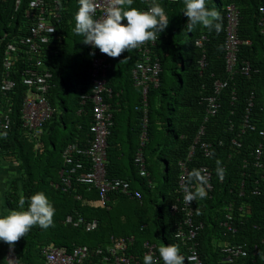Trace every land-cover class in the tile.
<instances>
[{"label": "trees", "instance_id": "16d2710c", "mask_svg": "<svg viewBox=\"0 0 264 264\" xmlns=\"http://www.w3.org/2000/svg\"><path fill=\"white\" fill-rule=\"evenodd\" d=\"M29 1L24 0L21 9L16 11V0H0V111L10 113L12 122L11 129L0 130V134L6 133L0 135V167L5 162H14L20 175V179L10 185L7 213L21 210V194L26 199V209L28 198L38 192L45 194L50 188L53 198L49 202L55 208V215L49 228L33 226L15 243L17 263L40 264L42 248L52 242L72 250L78 245L95 248L110 244L113 237L122 240L133 236L135 244L129 253L142 263L148 242L156 245L158 258L161 245H177L185 264H191L188 246L176 237L184 214H174L172 207L174 204L183 206L179 163L187 159L204 125V140L215 145L213 155L206 158L198 149L189 168L193 171L202 166L210 167L215 189L210 196L199 198L194 204V221L204 225L196 239L197 249L205 264H264V158L262 168H258L253 155L263 141L259 132L264 130V0H208L206 6L221 14L219 33L209 32L200 25L189 32L186 28L188 18L183 14L184 0L176 3L159 0L169 18V26L151 48V63L159 61L161 72L158 84L149 85L147 100L143 88L135 84L133 77V70L145 60L139 49L125 51L118 58L108 57L107 87L112 90V96H107V101L112 105L114 126L109 137L107 174L109 178L129 181L142 198L132 199L115 193L105 207L99 203L97 189L77 182L68 190L61 185V172L65 168L63 149L71 144L80 149L88 148L93 139V107L89 100L84 103V98L92 93L90 69L96 49L80 43L74 31L79 0L62 1L63 19L57 24V35L63 41H52L41 53L44 64L53 73L48 98L54 110L41 136L37 137L24 126L21 113L27 94L23 76L27 70L36 69L38 59L27 53L19 55L12 70L16 88L6 95L1 90L2 60L7 43L28 33L25 12ZM150 6L145 0H134L132 5L140 11ZM231 6L239 11V37L245 42L239 53V70L233 77L226 60L228 8ZM185 37L186 43L183 42ZM202 37L207 41L199 48L196 41ZM204 55L206 66L201 68ZM246 62L253 70L249 77L240 73ZM217 81L228 82V86L217 96L218 114L205 122L206 99L216 95ZM145 103L149 118L148 140L142 147ZM248 110L249 123L257 130H246L242 134ZM233 139L242 146H233ZM38 142H42V149H37ZM141 149L149 176L142 177L135 163ZM58 150L61 155L55 159ZM217 161L226 170L223 181L216 172ZM162 165L163 170L157 169ZM160 179L162 183L158 184ZM189 181L195 183L193 178ZM231 203L234 208L229 211ZM154 208L159 214L156 209L152 214ZM231 214L234 218L229 221L227 216ZM69 215L84 216L89 222L96 220L97 230L86 232L65 225ZM227 222L233 231L225 226ZM97 235L100 239L95 241ZM225 243L243 246L248 254L229 261L228 255L222 252ZM8 246L0 242V264H9ZM159 263L163 264L160 258Z\"/></svg>", "mask_w": 264, "mask_h": 264}, {"label": "built area", "instance_id": "2783aa9c", "mask_svg": "<svg viewBox=\"0 0 264 264\" xmlns=\"http://www.w3.org/2000/svg\"><path fill=\"white\" fill-rule=\"evenodd\" d=\"M23 1L24 0H16V11L21 9ZM62 1L63 0H30L25 12V18L29 24L28 33L25 36H17L11 42L7 43L4 54L5 57L3 58V80L1 90L5 95L13 92L16 88V82L12 79V70L17 64V57L27 53L38 59L36 69L27 70L23 76V84L28 89V95L23 104L24 126L37 137L42 135L44 126L54 115V110L48 98L52 86L51 81L53 79V73L44 64L43 55L41 53L52 41H59V37L57 36V24L61 21L60 11L62 10ZM145 1L151 4V0ZM168 1L176 3L179 0ZM94 4V18L102 20L105 18V14L109 7V0H94ZM228 11L229 25L226 40V60L228 71L233 77L237 74L239 53L245 42L239 37V11L236 6L229 7ZM262 11L264 12V8ZM205 41H207L206 37L198 39L196 41V46L203 48ZM246 43L248 44L249 42ZM155 45L156 40L146 41L143 45L138 47L139 51L144 55L145 60L133 70L135 84L143 88L145 100H147L149 85L151 83L158 84V76L161 72V64L159 61L151 63V48ZM205 58L206 56L204 55L201 61V68L206 66ZM108 69V56L106 54H101L100 51L96 49V54L90 69L92 93L90 96L84 98V103L86 100H89L93 107V124L91 125L93 139L88 148L80 149L76 144H71L67 147L63 154L65 168L61 172V185L64 187V190L70 189L74 182L86 185L90 188H95L99 192V203L103 207L111 202V195L115 193L124 194L132 199L142 198L139 191L132 189L129 181L119 178H109L107 174L109 137L114 126L112 105L107 101V96H112V90L107 87ZM252 72L253 70L249 62L244 63L240 69V73L243 76L249 77ZM227 83L228 82L221 81L215 83L216 95L206 99L207 115L205 122L209 121L210 117H214L218 114L220 105L217 96L228 86ZM252 106L253 104L251 103L250 107ZM146 107L147 104L145 103V115L142 120V147L146 145L148 140L147 128L149 125V118ZM11 125L10 113L1 112L0 130L6 132L11 129ZM242 128V134H244L246 130H257L254 125L249 123V110ZM259 135L263 141L255 148L253 155L255 157L256 166L262 168L263 164L261 161L264 158V130H261ZM205 136L206 128L203 125L194 145L190 149L187 159L179 163L181 171L179 189L183 195H185L186 188L193 192L196 191V182L191 184L189 181L190 178H192V171H190L189 163L195 157L196 151L198 149L202 151L206 158H211L213 155L215 145L204 140ZM219 145L222 146L223 142ZM232 145L236 147L242 146L237 139L232 140ZM40 148H42V142L37 143V149ZM135 163L142 177L149 176L145 155L142 149L137 154ZM200 171L201 175L204 177L203 187L206 195H209L215 189L213 171L208 166H202ZM220 181H223V179H220ZM242 196L243 194H240V197ZM77 198L81 200V196ZM198 199L199 198L194 200L191 204L183 202L182 207L178 204H174L172 207V212L174 214H184L185 219L180 226H178L176 237L178 240L182 241L183 245L188 246L191 252L188 261L191 264H205L197 249L199 244L196 242L199 231L204 228L202 223L196 224L194 221V216L196 215L194 204ZM233 208V204L231 203L228 209L231 211ZM240 211L245 212V209L240 208ZM233 218L232 214L227 216L229 221H232ZM66 224L74 229H84L86 232H93L98 226L97 221L89 222L81 215H69L66 218ZM225 226L230 231H233L232 225L228 222L225 223ZM134 244V237H128L122 240H116L113 237L110 244L100 246L96 249H92L86 245L73 247L72 250L65 247L47 245L41 250L42 260L40 264H143L142 260L137 259L133 254L129 253V250ZM145 249V254L153 255L154 259L160 264L159 258L156 257V245L146 243ZM8 251L9 264H18L15 246H9ZM222 252L228 255L229 261L248 254L243 246H232L228 243L224 244Z\"/></svg>", "mask_w": 264, "mask_h": 264}, {"label": "clouds", "instance_id": "9594fccd", "mask_svg": "<svg viewBox=\"0 0 264 264\" xmlns=\"http://www.w3.org/2000/svg\"><path fill=\"white\" fill-rule=\"evenodd\" d=\"M133 3L134 0H109L105 18L97 20L94 18V0H79V10L74 16V31L84 38L85 45L91 46L93 50L98 49L101 54H106L111 58H118L125 51L136 49L146 41H155L169 26L165 8L161 6L159 0H151V6L147 11L132 7ZM207 3L208 0H184L183 14L188 18L186 28L189 32L194 31L198 25L209 32L219 33L221 31V14L215 9H209L206 6ZM92 54L95 55V51ZM27 95L28 89L26 97ZM21 113L24 123L23 107ZM0 135H6V133ZM220 164L221 162L217 161L216 172L220 179H223L226 170ZM191 177L196 182V191L185 189L184 202L186 204H191L197 198L203 199L206 196L201 171L194 169ZM27 203L28 207L25 209L26 199L21 194L19 200L21 210L0 216V242L14 247L15 243L24 237L33 226L39 225L47 229L52 225L55 208L43 192L32 195ZM158 252L163 264H185V258L180 254L177 245H161ZM143 264H158V261L153 255L145 254Z\"/></svg>", "mask_w": 264, "mask_h": 264}, {"label": "crops", "instance_id": "0c3cea01", "mask_svg": "<svg viewBox=\"0 0 264 264\" xmlns=\"http://www.w3.org/2000/svg\"><path fill=\"white\" fill-rule=\"evenodd\" d=\"M62 13H63V7H62V10L60 11L61 20L63 19ZM58 37H59V41L60 42L63 41V39H61L60 36H58ZM67 147L68 146H66V148L64 149V151H66ZM17 179H20V175H19V170H18L17 166L14 164V162L13 163H9V162L7 163V162H5L4 164L1 165V167H0V216H6V215H8L10 213V212L7 213V209L8 208L6 206V203H7V200L6 199H7L8 191L10 190V187H11L10 185H12L13 184V181L14 180H17ZM94 221H96V220H94ZM64 224L67 225L66 224V220H65V223ZM67 226L70 227V225H67ZM71 228H73V227H71ZM96 230H97V228H96ZM131 237H133V236H131ZM48 245H55L57 247H65V248H68L69 249V247H67V246H58L57 244H55L53 242L50 243V244H48ZM105 245H107V244H105ZM45 246H47V245H45ZM78 246H85V244L78 245ZM86 246H88V245H86ZM75 247H77V246H75ZM15 248H16V245H15ZM96 248H98V247H95V248H92V249H96ZM144 253H146V251H144ZM8 254H9V251H8ZM8 254H7V256H8ZM7 261H8V259H7ZM8 263H9V261H8Z\"/></svg>", "mask_w": 264, "mask_h": 264}, {"label": "rangeland", "instance_id": "374dc122", "mask_svg": "<svg viewBox=\"0 0 264 264\" xmlns=\"http://www.w3.org/2000/svg\"><path fill=\"white\" fill-rule=\"evenodd\" d=\"M75 22V21H74ZM74 26H75V24H74ZM74 26H73V28H74ZM75 35V34H74ZM77 37H78V40H79V42L80 43H83V37L82 36H80V35H76ZM183 42L184 43H186L187 42V37H185V38H183ZM84 44V43H83ZM81 57H84L83 55H81ZM79 67V66H78ZM78 67H77V69H78ZM73 68V67H72ZM72 68L70 69V70H72ZM70 104V103H69ZM64 150V149H63ZM61 155V153H60V150H58L57 151V153L55 154V159H56V157L57 156H60ZM53 164L55 165L56 164V161H53ZM163 168H164V165H162V167H157V169H160V170H163ZM157 175H159V173H157ZM157 183L158 184H161L162 183V179H160V180H157ZM45 195H46V197L48 198V200L50 201L53 197H52V190L50 189V188H48L47 190H46V193H45ZM92 205H94V204H92ZM93 207H95V208H97V206L96 205H94ZM155 209L156 208H154V210L152 209L151 211H152V214H154V211H155ZM156 211L158 212V214H159V211L156 209ZM100 238H99V235H97L96 237H95V241H97V240H99ZM179 250H180V253H182V250L179 248Z\"/></svg>", "mask_w": 264, "mask_h": 264}]
</instances>
